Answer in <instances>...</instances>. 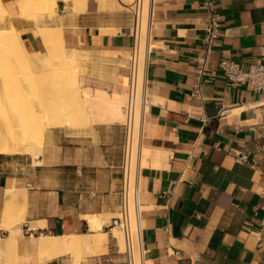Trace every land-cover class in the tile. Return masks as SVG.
<instances>
[{"label": "crops", "instance_id": "0c3cea01", "mask_svg": "<svg viewBox=\"0 0 264 264\" xmlns=\"http://www.w3.org/2000/svg\"><path fill=\"white\" fill-rule=\"evenodd\" d=\"M1 1L9 16L0 19V29L13 24L27 53L44 55V41L20 13L19 0ZM133 1L57 0V15L45 23L63 28L69 49L130 53L134 17L127 6ZM212 1L222 17L220 37L200 72L206 0H154L147 69L153 103L140 176L149 264H264V94L232 85L220 71L224 61L243 71L261 61L264 0ZM116 77L127 83L126 71ZM83 90L92 127L48 128L41 156L0 154V224L4 192L14 187L28 194L23 227L46 226L11 240L10 264H39L32 233H92L96 252L88 264H125L109 224L96 234L84 220L115 215L120 207L124 92ZM239 151L249 153V162L235 157Z\"/></svg>", "mask_w": 264, "mask_h": 264}, {"label": "bare ground", "instance_id": "6f19581e", "mask_svg": "<svg viewBox=\"0 0 264 264\" xmlns=\"http://www.w3.org/2000/svg\"><path fill=\"white\" fill-rule=\"evenodd\" d=\"M64 2L69 3L70 0H64ZM55 3H57V0H19L18 2V8L20 13L23 16H26L29 19H31L36 24V34L44 41V44L46 46V53L42 56L32 57L30 58L31 61L27 60V58L31 56L27 53V49L22 41L20 32L11 23H9L8 28L0 29V91L3 90L2 88H4V91L6 90L8 92L7 95L5 94L7 97L3 95L5 92L1 93L3 95V99L0 96V102L2 101L0 105H2L3 103L4 106H7V108L3 106L0 107V120H1L0 122L2 123L4 121L3 123H5L4 127L0 126L3 127V129L0 128V154H9V155L30 154L31 156L32 155L41 156L42 152L36 149L35 144L36 142L39 143V140L43 142L45 138L44 137L46 133L45 130L42 129L41 126L38 127L37 126L38 123H36L38 117L40 116L39 113L42 112H44L43 116L44 115L46 117L48 116L49 119L48 125L51 128L52 127L70 128L76 130L77 129L76 127L79 125L78 119H85L87 126L92 127L93 125L90 121V116L86 108L85 99L82 95V92L80 91L81 86L79 81V74L81 72L82 73L85 72L89 62L93 58L92 52L86 50H76V49L67 48L65 44L63 28L61 27L51 28L52 26L49 27V25L48 26L46 25L45 17L53 18L57 15L54 8ZM144 3H145L144 6L145 12H144V19L142 22L141 41H140V47L142 52L144 51L145 48V31H146V22H147L146 12H147V7L151 3V0H144ZM8 16H9V12L2 4V1L0 0V19L7 18ZM59 43L65 47L64 49L65 51L64 55H66L65 70L62 75L60 74V77L57 80H55V82L57 83V87H59V89L63 91L61 92V95L58 97L56 96L55 93L56 91L54 92L55 96L57 97L56 101L55 100L54 101L56 104H58V106L60 105V107H55L53 109V113L49 114L46 113L47 108L45 109L43 108L45 107L44 105L46 104H44L45 100L42 101L41 99L42 97H40L41 96L40 92L39 91H38L39 93L36 92L37 91L36 89L35 92L27 91L25 89L24 83L22 81H21L22 83H19L20 82L19 70L20 68L21 70L22 69L26 70L25 68H27L30 70H34L36 72L38 71V73L39 70L42 69L47 71L48 69L47 67L50 66V61L51 59H53L52 56L54 54V50H53L54 44H59ZM104 54H107L108 56L111 55L112 53L110 51L109 52L106 51ZM62 59H64V57ZM21 64L24 65L21 67ZM53 66L54 65L50 66L49 68ZM15 70H17V73H15ZM24 70H22V72H25ZM36 72L35 74H37ZM51 74L53 73L51 72ZM54 75H56L55 72ZM41 78L43 79L44 75L43 77L41 76ZM31 79L32 78H30V80ZM31 87L33 88V84L31 85ZM28 95L30 97L32 96L31 97L32 99L28 98ZM27 98L37 102L35 103V106L36 105L37 106L36 108H34L35 111H32L33 109L31 110L33 114L29 111V107L28 109L27 107H25L30 112V113L28 112L30 116L28 115L27 112H25L27 113L26 117L29 116L30 118L32 116L30 120L25 121L26 120L25 119L26 117L24 116L25 113L23 114L22 111L24 108L21 109L20 111L17 108L24 107V104L26 102L30 104V101H28ZM5 101H7L6 104L11 105V107L13 106L16 107L15 109L17 110L15 111L16 112L18 111L19 115H17L16 118L15 114L14 113L13 114L15 116L14 117L15 121L17 122L13 120L15 123H12V121L10 123L9 122L10 116L6 117L9 119H5L4 117L5 112L3 109L5 108V111H7L6 109L11 108L8 107V105L4 104ZM62 105H64L65 107H63ZM43 109L46 111H44ZM2 111L4 114L2 113ZM8 111L9 112L7 113H10V110ZM44 125L47 124L45 123ZM79 127H81V125ZM27 205H28V194L25 188L18 189L15 193H13L10 197H8V199L4 204V209L2 212V223L0 224L1 225L0 229L7 231L9 230V228L6 230V226L9 225L10 222L12 223L15 222L18 224L19 229L17 228L18 230L16 231L14 230L13 232L10 230V232L11 234L17 233L14 236L15 238L16 236H18L17 238H22L23 234L26 232L25 229L38 230L43 228L45 226L43 221L32 223L27 228L23 227L25 213L21 212V208H23L22 211H24L25 208L27 209L28 207ZM108 216L110 215H106V216L85 215L84 220L92 224V229L94 231H100L103 225L106 224L105 218L108 219ZM15 226L17 227L16 224ZM114 231L116 232L115 233L116 236L118 238H121V242L123 243L122 235L118 232V230L114 229ZM10 232H8L9 236L11 235ZM29 237L33 238L36 242L37 260L39 264H45L54 260L65 258L66 256L76 258L78 261H80L83 258L94 255L96 252V243L94 241L92 233L71 234L65 236H53L51 234H44V233L35 236L32 233L29 235ZM8 238L7 237L5 239L0 238V246L10 251L11 241L9 243ZM1 247H0V264H10V252H6L7 250L2 251ZM1 259H3V262Z\"/></svg>", "mask_w": 264, "mask_h": 264}, {"label": "built area", "instance_id": "2783aa9c", "mask_svg": "<svg viewBox=\"0 0 264 264\" xmlns=\"http://www.w3.org/2000/svg\"><path fill=\"white\" fill-rule=\"evenodd\" d=\"M144 0H134L127 7L133 14V25L128 34L133 39V47L128 59V83L123 105L124 122L121 124L125 131L123 158L121 164L120 207L109 224L123 237V251L119 252L125 258V264H149L147 251L142 238L143 208L141 205L140 176L143 162V142L145 138L146 116L152 106L148 93V58L150 54L151 28L154 16V0L147 7V22L145 31V48L140 47L141 29L144 19ZM207 16L205 20V37L199 54V70L204 71L209 55L216 40L220 37V22L222 17L215 12L212 0H206ZM220 71L232 85H245L250 91L264 94V48L261 61L252 65L247 71L240 69L232 61H224ZM199 93L195 86L193 96ZM235 157L240 162H249V153L239 151ZM264 198V185L260 191ZM117 239V238H115ZM118 240V239H117Z\"/></svg>", "mask_w": 264, "mask_h": 264}, {"label": "rangeland", "instance_id": "374dc122", "mask_svg": "<svg viewBox=\"0 0 264 264\" xmlns=\"http://www.w3.org/2000/svg\"><path fill=\"white\" fill-rule=\"evenodd\" d=\"M66 4H68V3H66ZM54 8H55V11H56V13H57V3H55L54 4ZM64 49H65V47L64 46H62L60 43L59 44H54V48H53V50H54V54H53V56H52V58L54 59H51V61H50V66H52V65H54L53 67H51V68H49V67H47L48 69H47V71L46 70H44V69H42V70H39V73H38V71L36 72V71H34V70H30V69H27V68H25L26 70H24V69H22V70H24L25 72H22V70H21V68H20V70H19V72H20V75H19V77H20V82L19 83H24V86H25V89L27 90V91H30V92H35V89L37 90L36 92H40V97H42L41 99H42V101L43 100H45V103L44 104H46L47 105V107H46V105H44L45 107H43L44 109L45 108H47V112L46 113H49V114H52L53 113V109L55 108V107H60V105L58 106V104H56L55 103V101H56V99H57V97L58 96H60L61 95V92L63 91V90H61V89H59V87H57V83L55 82V80H57L59 77H60V74L62 75L63 73H64V70H65V59H66V55H64V53H65V51H64ZM62 51V52H61ZM62 53V54H61ZM64 55V56H63ZM105 55V56H104ZM27 57V56H26ZM64 57V59H62ZM93 58H92V60L89 62V64H88V67L86 68V70H85V72H81L80 74H79V81H80V86H81V89H80V91L82 92V93H85L84 92V90L83 89H86V88H89L91 91H96L97 89H106L109 93H114L115 91H117V92H124L123 93V95H122V98H120V99H123L124 100V103H125V94H126V88H127V83H128V78H127V83L125 84V85H120L119 83H118V81H117V77H116V73H120V72H122L123 70L124 71H126V74H127V77H128V69H127V66H128V59H129V57H130V53H115V54H111V55H108L107 56V54H104V53H101L99 56H92ZM111 57V58H110ZM30 58H32V57H29V58H27V60H30ZM101 58V59H100ZM105 58V59H104ZM109 58V59H108ZM59 59V60H58ZM26 60V61H27ZM31 61V60H30ZM29 62V61H28ZM24 64H21V67L23 66ZM24 68V67H23ZM53 69V70H52ZM50 70H52V71H50ZM56 70V71H55ZM63 70V71H62ZM50 71V72H49ZM18 72V73H19ZM35 72L37 73V74H35ZM51 72L53 73V74H51ZM54 72H55V74L56 75H54ZM59 72V73H58ZM15 73H17V70H15ZM25 73V74H24ZM47 73V74H46ZM86 73V74H85ZM44 75V78L42 79L41 78V76L43 77V75ZM46 74V75H45ZM83 74V75H82ZM48 75V76H47ZM21 76H23V77H21ZM47 76V77H46ZM35 77V78H34ZM30 78H32L31 80H30ZM34 78V79H33ZM39 78H41V79H39ZM49 78H51V79H49ZM22 79V80H21ZM46 79V80H45ZM35 80V81H34ZM22 81V82H21ZM28 81V82H27ZM33 81V82H32ZM38 83H37V82ZM44 82V83H43ZM45 82H46V84H45ZM30 83H32L33 84V88L31 87V85L32 84H30ZM40 83V84H39ZM50 83V84H49ZM26 84V85H25ZM41 84H43V85H41ZM37 85V86H36ZM46 85V86H45ZM50 87H49V86ZM28 86V87H27ZM40 86V87H39ZM42 86V87H41ZM31 87V88H30ZM41 88V89H40ZM42 88H44V89H42ZM47 88V89H46ZM49 88V89H48ZM3 90H1L0 91V96L2 97V99H3V95H7V91L5 90L4 91V88H2ZM30 89V90H29ZM109 89H110V91H109ZM33 90V91H32ZM46 90V91H45ZM61 90V91H60ZM42 91V92H41ZM56 91V92H55ZM3 92H5L3 95L1 94V93H3ZM38 92V93H39ZM54 92L56 93V96H55V94H54ZM5 95V96H6ZM7 97V96H6ZM32 97V96H31ZM29 95H28V98H30V99H32ZM54 97H55V99H54ZM27 98V99H28ZM30 99H28V101H30V104L28 103V102H26L25 104H24V107H19V108H17V109H19V111L21 110V109H26L25 107H27V109H28V107H29V111L33 114V112L32 111H35L34 110V108H36V106H35V103H37V102H35L34 100V102L32 101V100H30ZM50 99V100H49ZM52 99V100H51ZM6 100V99H5ZM55 100V101H54ZM4 101V100H3ZM48 101V102H47ZM2 102V101H1ZM0 102V103H1ZM6 102L7 101H5V103L4 104H6ZM29 104V106H28V104ZM34 103V104H33ZM50 103V104H49ZM6 105H8V104H6ZM50 105V106H49ZM1 106H3V107H6L7 108V106H4L3 105V103H2V105H0V107ZM63 107H65L64 105H62ZM8 107H11V105H8ZM33 107V108H32ZM16 107H11V108H9V109H6L7 111H5V108L3 109L4 110V112H5V114L3 113V111H2V113L5 115H3L4 117H5V119H9L10 121V123H11V121H12V123H15V122H17V121H15V116H16V118H17V115H19V113H18V111L16 112L15 110H17V109H15ZM31 108V109H30ZM22 110L23 111V114L25 113V112H29L27 109L26 110ZM33 109V110H32ZM43 109V110H44ZM49 109V110H48ZM8 110H10V113L12 114V116H11V114L10 113H7V112H9ZM32 110V111H31ZM44 111H46V110H44ZM16 112V113H15ZM29 112V113H30ZM15 114V116H14V114ZM18 113V114H17ZM27 113H25V117H26V115H27ZM29 113H28V115H29ZM21 114V113H20ZM42 114V115H41ZM43 114H44V112H42V113H39V117H38V120H37V122L36 123H38L37 124V126L39 127V126H41L42 127V129H44L45 131L48 129V128H51L49 125H48V122H49V119H48V116L46 117L45 115V117L43 116ZM22 115V114H21ZM9 117V118H6V117ZM30 116V115H29ZM29 116L28 117H26L25 119V121H27V120H30V118L32 117H30L29 118ZM28 118V119H27ZM15 122H14V121ZM17 120V119H16ZM1 121V120H0ZM41 121V122H40ZM4 122V121H3ZM1 123L0 122V126H3L4 127V124L5 123ZM8 122V121H7ZM28 122H30V121H28ZM123 122H124V120L120 123V124H123ZM25 123V122H24ZM47 124V125H44V124ZM3 124V125H2ZM50 124V123H49ZM78 126L76 127L77 129V131H81V130H86L87 128H89L90 126H87V124H86V120L85 119H78ZM83 124V125H82ZM85 124V125H84ZM81 125V127H79ZM3 127H0L1 129H3ZM41 130V129H40ZM36 135H39V134H36ZM41 140H39V143L38 142H36V149L37 150H39L40 152H42V150H43V146H44V140H43V142H41ZM41 145V146H40ZM18 189H15L14 187H10V188H8V189H6V191L4 192V200H3V203L5 204V202H6V200L8 199V197H10L13 193H15L16 191H17ZM4 209V208H3ZM23 210V208H21V212L22 213H25L24 214V223H23V225L25 224V221H26V214H27V209L25 208L24 209V211H22ZM114 216H116V214L115 215H110V216H108V219L107 218H105L106 219V224H104V225H108V224H110V222H111V219L114 217ZM12 222H10V224L9 225H7L6 226V230L9 228V230H7L6 232L8 233V232H10V230L13 232L14 230L16 231V230H18L19 228V226H18V224L17 223H15V222H13L12 224H11ZM15 224L17 225V227L15 226ZM31 225V224H30ZM29 225V226H30ZM1 226V225H0ZM18 228V229H17ZM102 231H103V228L100 230V231H97L96 232V234H100V233H102ZM116 232L113 230V234H114V237L115 238H117L118 239V244H119V246H120V249H121V251H123V247H122V242H121V238H118L117 236H116V234H115ZM120 233V232H119ZM9 234V233H8ZM8 234H5V233H1V229H0V238H2V239H5L6 237L8 238V237H10V238H8L9 239V243H10V241L12 240V238L17 234V233H12L11 234V232H10V236L8 235ZM28 235L26 234V232L23 234V236H22V238L23 239H26V237H27ZM18 236H16V238H17ZM15 238V237H14ZM13 238V239H14ZM94 238H95V240H96V236H94ZM97 241V240H96ZM123 241V240H122ZM122 243V244H121ZM98 244V243H97ZM3 246V245H2ZM1 247V246H0ZM1 250L3 251H5V250H7V249H4V247L2 248L1 247ZM6 252H10V251H6ZM66 262H68V263H70V264H82V263H84V264H88V262H89V258H83L82 260H80V261H78L76 258H72V257H70V256H66L65 258H63ZM2 260V262H3V259H1Z\"/></svg>", "mask_w": 264, "mask_h": 264}]
</instances>
